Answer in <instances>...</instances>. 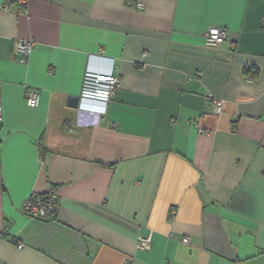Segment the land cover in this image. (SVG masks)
Listing matches in <instances>:
<instances>
[{"label":"crops","instance_id":"crops-1","mask_svg":"<svg viewBox=\"0 0 264 264\" xmlns=\"http://www.w3.org/2000/svg\"><path fill=\"white\" fill-rule=\"evenodd\" d=\"M124 1L0 0V264H264V0ZM108 58L106 111L79 110ZM31 194L56 213L26 214Z\"/></svg>","mask_w":264,"mask_h":264},{"label":"built area","instance_id":"built-area-1","mask_svg":"<svg viewBox=\"0 0 264 264\" xmlns=\"http://www.w3.org/2000/svg\"><path fill=\"white\" fill-rule=\"evenodd\" d=\"M28 0H3L1 8L4 11H9L14 5L25 9ZM127 5H130L138 10L143 8V5L139 2H132V0L124 1ZM228 33L225 30L218 27H210L204 34V45L207 47H216L227 39ZM34 41L32 39L22 40L19 39L15 42L14 52L17 57V61L20 64H24L33 47ZM99 58L104 59V50L99 49L97 52ZM110 61V67L107 72L93 71L86 69L83 74L81 83V90L78 97V109L86 111L92 114H102L106 111L109 101L116 93L120 84L119 68L114 64V60L108 58ZM24 101L28 107H36L39 102V93L32 88L24 89ZM207 100L212 106L214 115H218L222 108V101L214 97L207 95ZM0 120H1V107H0ZM64 130L71 131L67 126ZM201 132V129H198ZM59 208L57 198L53 194H31L22 203V209L30 217L47 220L51 218ZM173 213V212H172ZM181 243L188 244V238L183 237ZM151 244V235L140 236L135 242L136 249L149 250ZM21 247V244H18ZM125 264H129L126 262Z\"/></svg>","mask_w":264,"mask_h":264},{"label":"water","instance_id":"water-1","mask_svg":"<svg viewBox=\"0 0 264 264\" xmlns=\"http://www.w3.org/2000/svg\"><path fill=\"white\" fill-rule=\"evenodd\" d=\"M77 103H78V97H74V98H72V102H71V104H72L73 106H76Z\"/></svg>","mask_w":264,"mask_h":264}]
</instances>
